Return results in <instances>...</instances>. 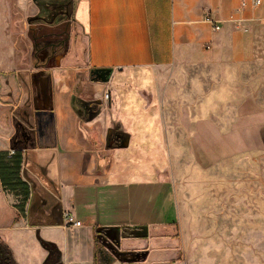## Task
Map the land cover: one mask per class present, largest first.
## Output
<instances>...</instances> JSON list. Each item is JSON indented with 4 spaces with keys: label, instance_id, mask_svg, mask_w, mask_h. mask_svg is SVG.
Returning a JSON list of instances; mask_svg holds the SVG:
<instances>
[{
    "label": "crops",
    "instance_id": "0c3cea01",
    "mask_svg": "<svg viewBox=\"0 0 264 264\" xmlns=\"http://www.w3.org/2000/svg\"><path fill=\"white\" fill-rule=\"evenodd\" d=\"M243 1L76 0L77 58L39 57L7 92L0 75V152L23 153L31 188L20 217L0 182V219L10 213L0 243L15 264H47L44 243L60 264H190L178 190L161 170L168 130L193 121L168 114L197 110L195 83L215 68L254 60L264 0ZM97 70L112 72L108 82L94 81ZM65 212L82 226H66Z\"/></svg>",
    "mask_w": 264,
    "mask_h": 264
},
{
    "label": "rangeland",
    "instance_id": "374dc122",
    "mask_svg": "<svg viewBox=\"0 0 264 264\" xmlns=\"http://www.w3.org/2000/svg\"><path fill=\"white\" fill-rule=\"evenodd\" d=\"M75 5L76 0L0 2L6 17L2 91L10 90L12 77L41 66L39 57H78ZM256 41L249 63L225 72L215 68L204 81L198 75L197 110L184 105L168 114V122L193 121L191 128L168 130L176 139L161 170L178 190L190 264H264V31ZM4 192L23 217L16 208L20 200ZM9 222L4 211L0 224Z\"/></svg>",
    "mask_w": 264,
    "mask_h": 264
},
{
    "label": "trees",
    "instance_id": "16d2710c",
    "mask_svg": "<svg viewBox=\"0 0 264 264\" xmlns=\"http://www.w3.org/2000/svg\"><path fill=\"white\" fill-rule=\"evenodd\" d=\"M24 155L16 151L0 152V182L4 191L14 194L20 200L16 208L25 215L26 207L31 197V188L28 182L22 177ZM46 249L50 251V258L47 264L57 262L60 253L56 246L44 243ZM0 264H15L11 252L0 243Z\"/></svg>",
    "mask_w": 264,
    "mask_h": 264
},
{
    "label": "built area",
    "instance_id": "2783aa9c",
    "mask_svg": "<svg viewBox=\"0 0 264 264\" xmlns=\"http://www.w3.org/2000/svg\"><path fill=\"white\" fill-rule=\"evenodd\" d=\"M247 2L248 0H244L243 1V6L245 7L247 5ZM251 3L254 5V6H258L261 4V1L260 0H251ZM204 20L208 23H212L214 25V30L216 32H219L221 30V27H219L215 21H213L212 17L210 14H206L205 17H204ZM106 98L108 99L109 98V95L107 94L106 95ZM12 154H14V152H12ZM63 219H64V224L66 226H72V227H81L82 226V223L80 221H78V219L76 218V216L71 213V212H65L64 215H63Z\"/></svg>",
    "mask_w": 264,
    "mask_h": 264
},
{
    "label": "water",
    "instance_id": "95a60500",
    "mask_svg": "<svg viewBox=\"0 0 264 264\" xmlns=\"http://www.w3.org/2000/svg\"><path fill=\"white\" fill-rule=\"evenodd\" d=\"M111 73L112 72L110 70H97L92 74L94 76V81L108 82Z\"/></svg>",
    "mask_w": 264,
    "mask_h": 264
}]
</instances>
